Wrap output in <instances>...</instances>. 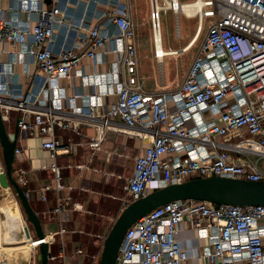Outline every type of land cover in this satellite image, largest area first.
Returning <instances> with one entry per match:
<instances>
[{
    "label": "built area",
    "instance_id": "obj_1",
    "mask_svg": "<svg viewBox=\"0 0 264 264\" xmlns=\"http://www.w3.org/2000/svg\"><path fill=\"white\" fill-rule=\"evenodd\" d=\"M24 1L25 13L35 15L33 24L20 31L0 16V42L23 45L29 38L22 55L35 66L42 84L19 99L13 97L11 88L6 89L7 93L0 96V112L4 123L11 121V113L18 114L17 159L22 152V136L42 138L41 149L51 163L41 169L51 172L53 186L42 187L39 193L44 202L50 191L55 193L53 212L60 219L61 234L66 232L63 224L70 214L82 212L83 205L60 197L64 189L62 168L55 158L71 153L76 145H63L55 137V128L82 135L81 128L86 127L93 134L88 142L92 150H98L106 134L116 131L119 124L130 136L148 143L135 157L133 175L123 187L124 209L154 189L193 178L215 176L264 183V0H194L200 1L201 7L191 16L179 0H150L157 58L168 56L158 52L163 46L162 11L197 18L192 42L197 33L201 34L204 20H209L184 81L176 90L160 94L143 92L136 78V36L127 11L105 14L107 23L117 29L115 35L104 36L100 26H94L86 38L74 46H64L55 56L50 46L56 24L64 22V12L54 5L37 8L32 4L37 0ZM109 52L119 55V64L127 74L122 81L119 69L106 73L107 82L116 79V101L101 112L98 99L108 95L105 90L89 96L85 107L65 110L55 82L70 79L78 71L86 84L95 88L98 76H86L80 70L82 60L96 64ZM8 55L0 52L5 60ZM6 75L0 66V80L8 87ZM206 115L212 120H206ZM180 152L184 156L180 157ZM0 166L3 171L2 162ZM19 173L16 181L21 185L25 171ZM185 222L199 236L209 237L210 244L203 252L208 264H264V206H217L192 200L170 202L139 219L126 231L115 264H186L188 255L177 238ZM45 241L49 243L47 236L46 240L31 241L27 264H37L38 247ZM83 255L81 248L76 249L71 263L83 264ZM1 264L8 262L3 260Z\"/></svg>",
    "mask_w": 264,
    "mask_h": 264
},
{
    "label": "crops",
    "instance_id": "obj_2",
    "mask_svg": "<svg viewBox=\"0 0 264 264\" xmlns=\"http://www.w3.org/2000/svg\"><path fill=\"white\" fill-rule=\"evenodd\" d=\"M32 4L37 8H51L54 5L64 12L62 16L64 22L56 24L54 42L50 46L55 56L60 54L64 46H74L86 38L88 31L94 26H100L101 34L104 36L115 35L117 29L113 24L107 23L105 14L117 10L127 11L131 17L136 36L138 63L136 78L143 92L148 94H160L176 90L184 81L198 52L197 50L196 53H193L189 59L181 60L178 72L173 71L176 59L179 60L184 54L192 52V48L198 42L200 35L191 43L195 36L194 33L188 42L180 48H174L168 44L165 48L163 43L162 50L168 56L163 58L155 56L153 38H143L136 32L139 27V18H142L145 13V7L148 5L150 7V0H45L44 2L37 0ZM26 5L24 0H0V16L3 21L12 24L20 31H26L35 20V15L25 13ZM178 38L182 39V34ZM29 40L28 38L27 43L15 46L0 42V52L9 53L7 60L0 56V66L7 74L5 82L8 85L7 87L0 80V96H4L7 93L6 89L11 88L13 97L19 99L27 92H35L36 88L41 86L39 72L22 55L28 48ZM144 51L148 54L145 57L142 55ZM171 52H177V54L170 56ZM166 59H169V62L165 67ZM101 60L94 64L89 59H83L81 63L80 70L86 76H98V85L95 88L86 84V80L79 76L78 71H75L70 79L61 78L55 82L58 86L61 104L65 110L85 107L89 96L93 93L103 94L105 90L108 95L98 99L100 111L104 112L110 104L116 101V79L107 82L106 73L119 69L122 72L120 78L125 81L127 79L125 68L119 64L120 58L116 53L109 52ZM17 117L18 114L13 112L10 114L11 121L5 123V128L9 134L14 133ZM206 120L209 121L212 118L206 115ZM116 121L119 122L117 119ZM81 131L82 135H76L71 130L59 128L54 130L55 137L63 145H76L71 153H60L55 158L56 164L62 168L64 189L60 193V197L83 205L82 212L71 213L69 220L63 224L66 229L65 233H60V219L53 212L56 205L55 193L50 191L45 202L39 193V189L42 187L53 186L51 172L41 169V167L49 166L51 163L47 153L41 149V137L37 135L21 137L22 140L19 145L22 152L13 168V177L17 181L20 176L19 171H25V175L22 176L24 183L20 186L27 194L29 204L39 217L43 230L49 238V252L52 258L49 264H72L70 258L78 248L84 251V255L80 258L83 264L97 263L100 259L104 239L115 220L124 210L122 206V201L125 198L123 187L133 175L134 159L148 145L146 141L130 136L128 130L119 124L116 131H110L106 134L98 150H92L88 145L93 135L92 131L86 127H82ZM1 151L0 147V160L3 163ZM179 156H184V153L180 152ZM81 165L84 168L79 167ZM19 212L17 208L12 207L11 212L8 206H0V222H4L6 229L11 231L8 228L9 223L20 220ZM13 214L15 215L13 216ZM22 233V227L18 231L14 228L12 232H6L3 224L0 223V255L2 252L13 251L11 255L14 257L8 260L15 263L24 259L23 264H27V259L23 256L20 257L19 252L14 251L31 247V241L28 247L15 246L13 249H3L5 247L1 244L23 243ZM33 235V238L36 239L35 233ZM177 238L188 255L186 264H208L203 257V252L210 244L209 237L199 236L190 224L185 222L180 226ZM7 258L5 255L2 260H7Z\"/></svg>",
    "mask_w": 264,
    "mask_h": 264
},
{
    "label": "water",
    "instance_id": "obj_3",
    "mask_svg": "<svg viewBox=\"0 0 264 264\" xmlns=\"http://www.w3.org/2000/svg\"><path fill=\"white\" fill-rule=\"evenodd\" d=\"M18 128L9 134L0 112V147L4 170L0 172V186L13 189L20 201L27 221L33 227L38 240H46V234L37 214L32 210L27 194L13 177ZM199 201L212 205L264 206V183L244 180H231L219 177L193 178L186 182L154 189L145 197L127 206L115 220L103 241L98 264H115L126 231L139 219L151 211L174 201ZM51 254L48 242L38 247L37 264H49ZM9 264V263H8Z\"/></svg>",
    "mask_w": 264,
    "mask_h": 264
},
{
    "label": "rangeland",
    "instance_id": "obj_4",
    "mask_svg": "<svg viewBox=\"0 0 264 264\" xmlns=\"http://www.w3.org/2000/svg\"><path fill=\"white\" fill-rule=\"evenodd\" d=\"M193 1L194 0H179V3L186 4V3H191ZM139 3H142V1L141 2L139 1ZM208 21H209L208 19L204 20L203 29L201 31L199 40L196 43V45L192 48V50H191L192 52H190L186 55L184 54L183 56L180 57L179 60L176 59V61L174 63V68H173L174 72H178L181 60L189 59L190 57H192L193 53L197 52L201 42L203 41V39L205 37L207 26L209 24ZM160 27H161V37H162L163 43L165 45V48H166L167 44L170 45L171 47H174V48H180L184 44H186L188 42V40L194 35L196 28H197V18L186 19L182 15H179V16L174 15L171 11H162L160 13ZM136 30H137L136 31L137 34L141 35L143 38L152 37L149 5L147 7H145V13L143 14L142 18H139V27ZM185 32H186V35H185ZM181 34H182V39L178 38ZM142 55L145 57L148 54H147V52L144 51L142 53ZM168 62H169V59H166L165 67L167 66ZM0 172H1V170H0ZM11 198H12V200H11ZM0 206H8L10 211L12 210V207L15 209L17 208V210L19 209L20 220H14L15 223L18 224L17 227H15V228H16V231H18L19 228L22 227V231H23L22 238H24V242L23 243L21 242L20 244H18V242L15 245L14 244L1 243L2 246L5 247L3 249H13L15 246H17V247H24V246L28 247L30 245L29 244L30 241L34 240V238H33L34 237L33 227L27 221L25 214L23 212L22 206L20 204V201L16 195V192L12 188L9 190H5L4 188H2L0 186ZM24 232L27 234V237H25L26 235ZM23 234H24V236H23ZM24 251H25L26 256H27V253H29V249H24L21 251V253L20 252L18 253V254H20V257L22 256ZM37 254H38V251H37ZM26 256H24V257L27 259ZM6 257H8V255ZM23 260L24 259H21L20 262H15V263L16 264H20V263L23 264V262H24ZM0 261L3 262L2 256H1ZM11 261L9 260L8 263L9 264H15V263H13V261L12 262ZM98 262H99V260L97 261L96 264H98Z\"/></svg>",
    "mask_w": 264,
    "mask_h": 264
},
{
    "label": "bare ground",
    "instance_id": "obj_5",
    "mask_svg": "<svg viewBox=\"0 0 264 264\" xmlns=\"http://www.w3.org/2000/svg\"><path fill=\"white\" fill-rule=\"evenodd\" d=\"M176 2V1H175ZM200 7H201V3H200V1H193L192 3H186V4H182V8H183V10L186 12V14L188 15V16H191L192 15V13L194 12V10H196V11H198L199 9H200ZM190 10H193V11H190ZM178 12H180V6H179V4H178ZM192 12V13H191ZM201 27H202V20H201V23L199 24V31L201 30ZM200 35V32L199 33H197V35H196V37H195V39H197V37ZM195 39H194V41H195ZM193 41V42H194ZM192 42V43H193ZM187 49V48H186ZM162 49H158V52L159 53H165V51H161ZM175 53H177V52H171V54H175ZM166 54V53H165ZM11 212H12V210H11ZM15 214H13V216H14ZM1 224H3V226H4V228H5V231L6 232H12L13 230H14V228H15V226H16V223H14V221H12L11 223H9V229L11 230V231H9L8 229H6V226H5V223L4 222H0ZM25 235H27L26 233H25ZM30 248L31 247H29V248H27V249H29L30 250ZM21 251L22 250H18V251H14V252H20L21 253ZM11 252H13V251H11ZM11 252H2V254L0 255V259H1V256L3 257V256H5V254H6V256L8 255V258H7V262L9 261L8 259H11V257H14V256H12L11 255ZM27 255H28V253H27ZM17 256H18V254H17ZM22 256L24 257V256H26V254H25V252H23V254H22ZM22 257V258H23ZM27 257V256H26ZM14 259V258H13ZM12 262V261H11ZM17 262V261H16ZM14 263V262H13ZM0 264H1V261H0Z\"/></svg>",
    "mask_w": 264,
    "mask_h": 264
}]
</instances>
